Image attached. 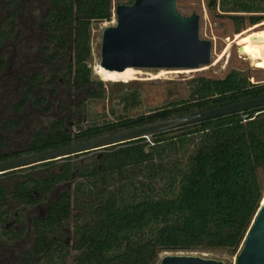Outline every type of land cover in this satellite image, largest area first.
Masks as SVG:
<instances>
[{"label":"trees","instance_id":"obj_1","mask_svg":"<svg viewBox=\"0 0 264 264\" xmlns=\"http://www.w3.org/2000/svg\"><path fill=\"white\" fill-rule=\"evenodd\" d=\"M3 1L15 8L7 22L13 29L33 23L44 40L42 62L57 66L55 78L64 69L65 78L73 76L68 83H76V97H105L104 82L93 78L88 63L92 25L112 20L122 0ZM218 6L236 33L264 21V0L209 1L211 9ZM32 7L39 9L38 18ZM262 96L264 83H252L237 70L223 79L200 77L188 99L153 113L77 123L74 138L55 127L48 149ZM123 102L137 105L139 97ZM72 159L45 164L32 179L33 190L59 192L34 224L36 247L22 264H65L73 252V264H158L166 251L225 250L236 256L264 201V107L111 146L84 164Z\"/></svg>","mask_w":264,"mask_h":264},{"label":"flooded vegetation","instance_id":"obj_2","mask_svg":"<svg viewBox=\"0 0 264 264\" xmlns=\"http://www.w3.org/2000/svg\"><path fill=\"white\" fill-rule=\"evenodd\" d=\"M8 4H0V167L63 147L48 149L55 127L76 136V83H68L73 76L65 78L63 69L55 78L57 66L42 62L44 40L33 23L13 29L7 22L15 8ZM69 157L0 171V264H22L23 258L31 257L36 247L34 224L45 217L59 192L33 190L32 179L43 165L64 163ZM75 183L72 179L67 185Z\"/></svg>","mask_w":264,"mask_h":264},{"label":"water","instance_id":"obj_3","mask_svg":"<svg viewBox=\"0 0 264 264\" xmlns=\"http://www.w3.org/2000/svg\"><path fill=\"white\" fill-rule=\"evenodd\" d=\"M178 0H134L115 9L116 25L102 35L100 65L107 70L134 68H201L213 62V43L201 36L198 14L182 15ZM242 50V48H240ZM128 82H113L123 87ZM264 107V96L194 112L99 138L37 153L17 160L0 171L100 151L159 132ZM158 264H226L194 254H165ZM236 264H264V201L236 256Z\"/></svg>","mask_w":264,"mask_h":264},{"label":"rangeland","instance_id":"obj_4","mask_svg":"<svg viewBox=\"0 0 264 264\" xmlns=\"http://www.w3.org/2000/svg\"><path fill=\"white\" fill-rule=\"evenodd\" d=\"M210 0H178L177 9L184 16L198 14L201 18V36L212 41L213 43V62L208 70L194 71L190 73H171L168 76L151 79L153 75H158L160 70L137 69L133 78L128 75V68L124 71L107 70L100 65L101 62V44L104 29L107 26L116 25L115 9H113L112 20L104 22H95L92 25V57L89 65L93 70V78L104 82L106 95L99 100H89L87 96L81 95L76 97V116L73 119L84 126L94 123L104 124L113 122L125 117H136L155 112L163 107L170 106L171 103L189 98L192 90V81L206 77L211 79H223L232 70H237L243 75L250 77L252 83H264V65L256 66L254 62L247 59L244 51L240 48H246L248 44V35L243 36L237 43H234L229 53L216 65L215 61L221 55L229 42L235 41L236 31L232 20L228 15L220 10L209 7ZM130 0H122L123 5H130ZM37 6V4L35 3ZM33 17L38 18L40 15L37 7H32ZM263 22V21H262ZM261 22V23H262ZM260 24V23H259ZM252 26H247L248 29ZM264 29V26L256 28L257 31ZM247 37V38H246ZM244 43V44H243ZM128 82L125 86L120 87L113 82ZM137 95L139 104L123 102V98ZM76 126V130H77ZM179 131L171 134H177ZM151 141V136L146 138ZM100 151H92L83 154L80 157H74L72 162L84 164L92 159H96ZM65 162V161H64ZM60 161L58 165H62ZM76 217V209L73 212L72 222ZM72 232V231H71ZM72 238V233L69 235ZM194 254L209 259L224 261L226 264H236V256L230 255L225 250L211 251H166L161 253L160 260L165 254ZM73 252L65 264H73Z\"/></svg>","mask_w":264,"mask_h":264},{"label":"bare ground","instance_id":"obj_5","mask_svg":"<svg viewBox=\"0 0 264 264\" xmlns=\"http://www.w3.org/2000/svg\"><path fill=\"white\" fill-rule=\"evenodd\" d=\"M259 26H264V21L260 24H257L255 26H252L248 29L243 30L240 33H236L235 41L229 42L227 44V47L225 51L218 56L217 60L214 65L218 64L230 51L234 43H237L243 36L248 35V44L246 48H243L244 55L247 56V59L254 62V65L256 66H262L264 65V29H260V31H257L256 28ZM244 44V43H243ZM212 65V64H211ZM204 66L198 69L195 68H134L129 67L128 68V75L129 77L133 78V75H136L137 69H148V70H160V73L158 75H153L151 78L158 79L165 76H168L171 73H190L194 71H205L210 68V66Z\"/></svg>","mask_w":264,"mask_h":264}]
</instances>
